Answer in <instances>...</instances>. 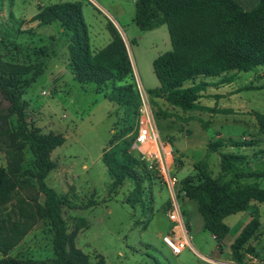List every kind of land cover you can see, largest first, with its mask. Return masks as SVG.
I'll return each instance as SVG.
<instances>
[{"label": "rangeland", "instance_id": "374dc122", "mask_svg": "<svg viewBox=\"0 0 264 264\" xmlns=\"http://www.w3.org/2000/svg\"><path fill=\"white\" fill-rule=\"evenodd\" d=\"M135 1L0 0V54L3 60L34 67L28 85L21 89L22 98L30 103L28 122L43 134H62L65 139V143L51 154L55 168L45 182L66 201L61 212L67 232L71 233L77 226L81 228L75 238V246L88 256L91 264L97 263L100 257L105 264H212L203 261L200 255L218 264H236L227 256L219 262L220 254L230 249L222 247L220 252L212 235L198 228V219L193 220L194 229L189 232L186 220L189 216L198 215L194 201L187 202L183 210L185 228L196 254L184 250L175 257L166 249L161 236L176 226L167 225L168 195L155 175L145 178L136 198L130 181L113 188L102 157L115 145L130 139L135 124L133 108L128 114L106 100L112 84L97 88L93 84L76 83L67 70L66 49L70 34L59 23L40 27L31 20L38 7L80 2L91 50L101 48L110 39L107 21L113 19L117 23L133 68V77L127 83H139L147 93L160 136L173 142L174 171L180 180L196 176L195 167L200 163H204L212 177H216L220 168L219 153L248 157L252 170L264 172V159H261L264 158V130L261 128V134L252 144L220 148L217 154L206 152L208 144L218 140L215 139L217 133L222 142H244L242 136L249 134L248 129L227 127L226 121L245 119L254 124L253 113L264 115V65L241 72L230 85L218 88L222 93L230 89L239 90L229 101L226 98L212 99L217 93L213 85L227 75L215 79L198 77L195 83L204 82L210 86L199 101V109L184 113L150 93L159 88L152 64L158 56L171 51V43L165 25L150 31H140L136 27L133 22ZM246 1L242 0L245 6ZM192 83L185 82L183 88L192 86ZM215 104L219 109L234 106V113L211 116L210 109H216L212 107ZM5 106L6 103L2 104L0 111ZM9 125L14 128V117L9 119ZM130 126L133 130L122 136ZM256 132L259 129H253L254 135ZM128 152L138 155L133 144ZM205 152L207 155H203ZM9 160L4 149L0 148V166L6 168ZM32 161L33 157L25 147L19 162V174L31 170ZM22 179L28 183L21 185V196L41 205L43 196L36 182L27 176ZM259 185L264 188V179L259 181ZM232 235L233 232L227 235L224 245L228 246ZM52 237L49 223L39 220L10 256L53 264ZM243 264L264 263L244 261Z\"/></svg>", "mask_w": 264, "mask_h": 264}, {"label": "trees", "instance_id": "16d2710c", "mask_svg": "<svg viewBox=\"0 0 264 264\" xmlns=\"http://www.w3.org/2000/svg\"><path fill=\"white\" fill-rule=\"evenodd\" d=\"M246 4L242 0H136L133 18L136 27L140 31H150L165 25L171 43V51L158 56L152 64L159 88L150 93L184 113L192 112L199 109V101L210 86L204 82L195 83L198 77L215 79L263 66L264 0H247ZM31 20L40 27L59 23L70 34L67 65L76 83L93 84L97 88L112 84L106 100L128 114L133 108L135 124L130 139L104 153L102 161L112 178L113 188L130 181L134 185L133 197H138L145 178L155 174H151L138 155L128 152L136 135L140 100L136 85L127 83L133 77V68L119 31L108 20L110 42L93 52L80 2L38 7ZM33 70L32 65L6 62L0 54V107L6 103L0 111V148L10 159L6 168L0 166V264H44L10 256L39 220H46L53 234V264H91L88 256L75 246L81 228L77 226L71 233L67 232L61 212L66 201L45 182L55 168L51 154L65 143V139L62 134H43L28 122L30 103L22 98L21 89L28 85ZM232 79L233 76L220 79L218 84ZM188 81L193 82L192 86L183 88ZM11 117L15 118L13 129L9 125ZM257 120L264 130V117L257 116ZM131 130L130 126L122 136ZM249 143L231 144L239 147ZM25 147L33 161L32 169L22 175L19 162ZM221 147L222 142L216 140L208 144L207 152H216ZM219 157L220 172L216 177L200 163L195 167L197 175L179 180V187L184 193L182 200L197 203L203 230L213 236L221 252L229 234L224 220L248 210L251 202L264 204V190L257 186L264 173L251 172L244 157L227 153H220ZM23 176L36 182L43 196L41 205L21 196V185L28 183ZM262 236L264 226L259 217L254 216L231 244L232 260L243 264V257L254 252L250 241ZM94 264H105V260L100 257Z\"/></svg>", "mask_w": 264, "mask_h": 264}, {"label": "built area", "instance_id": "2783aa9c", "mask_svg": "<svg viewBox=\"0 0 264 264\" xmlns=\"http://www.w3.org/2000/svg\"><path fill=\"white\" fill-rule=\"evenodd\" d=\"M136 92L140 104L136 119L134 151L164 186L168 195L166 219L171 226H176L161 236V242L173 256L180 255L184 250L196 254L184 224L182 200L184 193L180 191V179L174 171L173 146L160 136L148 95L139 83L136 84ZM200 257L203 261L218 264L207 257L201 255Z\"/></svg>", "mask_w": 264, "mask_h": 264}, {"label": "crops", "instance_id": "0c3cea01", "mask_svg": "<svg viewBox=\"0 0 264 264\" xmlns=\"http://www.w3.org/2000/svg\"><path fill=\"white\" fill-rule=\"evenodd\" d=\"M111 22H113L114 24H115V26H116V28H117V30L119 31V33H120V29H119V27H118V25H117V23L113 20V19H111ZM158 29V28H157ZM121 34V33H120ZM122 36V35H121ZM122 38H123V40H124V42H125V39H124V37L122 36ZM89 40H90V38H89ZM90 42V41H89ZM109 42H110V39H107L106 40V42L103 44V46L101 47V48H99V49H96V50H91V51H93V52H96V51H99V50H101L102 48H104L106 45H108L109 44ZM126 45V44H125ZM91 48V47H90ZM126 48H127V45H126ZM67 64H68V62H67ZM55 67H57L58 68V65H55ZM67 70H68V72H69V75L72 77V75H71V72H70V69H69V67H68V65H67ZM60 71V70H59ZM59 71H56V72H59ZM61 71H62V69H61ZM60 71V72H61ZM239 73H241V72H239ZM239 73H228V74H225V75H227L226 77H229V76H233V79L231 80V81H226L224 84H229L230 85V83H232L235 79H236V77H237V75L239 74ZM236 74V75H235ZM224 76V75H223ZM222 77V76H221ZM226 77H224V78H226ZM73 79V78H72ZM223 79V78H222ZM224 84H218V83H216V84H214L213 85V87H215L217 90H215V92H217L216 94H215V98H212L213 100L214 99H216V100H220V99H227L228 101H229V98H231V96H233L235 93H237L239 90H236V89H230V91H224L223 93L222 92H220L219 90H218V88L219 87H221L222 85H224ZM229 85H227V86H229ZM212 100V101H213ZM212 107H216V109H210V111L214 114V113H216V115H213V114H211V116H214V117H216L218 114H230V113H234V106H228V107H226V108H217V105L215 104V106H212ZM253 116H254V119H255V121H256V123H252V122H247L245 119H232V120H230V121H226L225 122V124L227 125V127H241V128H245V129H248V132H249V134H244L243 136H242V139L245 141V142H251V143H254L255 142V140H256V136L258 137V135L259 134H261V132L263 131H260V124H259V122H258V120H257V116H262V117H264V115H262V114H260V113H253ZM259 126V128H257L256 126ZM253 129H259V132H256L255 134L256 135H254L253 134ZM165 140H168V142L172 145V146H174L173 145V142H172V140L170 139H167L166 137L164 138ZM215 139H218L219 141H220V139H221V136L217 133L216 134V136H215ZM222 142V141H221ZM230 143H232V141L231 140H229V141H223L222 142V147L221 148H223V149H227L228 147H232V145H230ZM227 144V145H226ZM184 151V150H183ZM221 152H222V150H220ZM207 152V151H206ZM206 152L203 154V155H205L206 154ZM219 151H216V152H214L213 154H217ZM262 153V152H261ZM207 155V154H206ZM219 156H220V153H219ZM238 157H244V159L245 160H247V164H248V167H249V169H250V171L251 172H254V173H264V172H256V171H254V170H252V168H251V162H250V160L248 159V157H245V156H238ZM261 159H264L263 157L261 158ZM246 162V161H245ZM219 172H220V168H219ZM218 175V174H217ZM261 179H264V178H261ZM261 179H259L258 181H257V186L259 187V188H261V186L259 185V181L261 180ZM261 189H263L264 190V188H261ZM189 201H191V200H186L185 201V203H183V207H185L186 206V203L187 202H189ZM198 211V210H197ZM183 213H184V210H183ZM259 217V219H260V222H261V226H264V206H262L261 204H258V203H255V202H251V204H250V208L248 209V210H246V211H244V212H240V213H237V214H234V215H231V216H229V217H227L225 220H224V223L228 226V228H229V234H231L232 232H233V235L231 236V238H230V241H228V243H227V245L228 246H226V245H224L223 247H225V248H227V247H229V249H230V246H231V244L234 242V240L237 238V236L240 234V232L242 231V229L252 220V218L253 217ZM165 219H166V216H165ZM194 219H198V222H199V224H198V228L200 229V230H203V220H202V218H201V216L199 215V213H198V215L196 214V215H194V217L193 218H191L190 216L188 217V219L186 220V222L188 223V226H189V232L190 231H193V229H194ZM166 221H167V219H166ZM167 225H170V223H168V221H167ZM213 237V236H212ZM214 239V238H213ZM249 244H251V246L254 248V252L250 255V254H246L244 257H243V262L244 261H246V262H249V261H252V262H257V261H262V263H264V236H262V237H259L256 241H250V243ZM217 248V247H216ZM227 250V249H226ZM179 256V255H178ZM178 256H175V257H178ZM201 256H203V255H201ZM224 256H227L226 258H228V259H230V262L232 261L233 262V260H232V257H231V250L229 251V252H227V251H224L223 253H221L220 254V259H219V262H223L222 261V258L224 257ZM203 257H205V256H203ZM225 261H229V260H225Z\"/></svg>", "mask_w": 264, "mask_h": 264}]
</instances>
